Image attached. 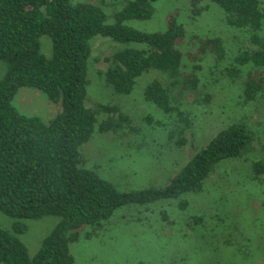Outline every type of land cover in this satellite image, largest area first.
<instances>
[{
    "label": "trees",
    "instance_id": "16d2710c",
    "mask_svg": "<svg viewBox=\"0 0 264 264\" xmlns=\"http://www.w3.org/2000/svg\"><path fill=\"white\" fill-rule=\"evenodd\" d=\"M154 1L127 0L110 16L90 1L0 0V61L5 64L0 77V211L13 218L11 229L0 227V263L72 264L70 243L86 226L108 219L126 204H150L200 192L219 163L252 150L256 132L239 118L220 128L164 186L120 190L95 170L79 165V148L95 125L102 132L132 129L128 114L117 104H85L94 36H109L123 44L105 58V82L113 92L129 93L135 79L150 69L163 74L164 80L155 78L145 85L143 95L163 112L175 114V124L166 132L174 144L186 142L184 130L192 125V117L179 101L205 104L211 99L200 90L194 72L182 74L179 45L185 29L174 13L167 15L162 31L141 30L128 23L150 18ZM212 1L222 9L225 23L241 30L247 43L225 67L227 75L243 74V102L264 95L261 0ZM43 35L51 41L49 55L41 50ZM196 39L197 53L225 59L221 38ZM20 87L36 88L51 101H60L59 112L49 121L23 114L13 103ZM100 110L106 117L97 122ZM249 173L264 191V144L260 157L251 160ZM47 215L59 219L31 254L20 238L27 230L24 219Z\"/></svg>",
    "mask_w": 264,
    "mask_h": 264
},
{
    "label": "rangeland",
    "instance_id": "374dc122",
    "mask_svg": "<svg viewBox=\"0 0 264 264\" xmlns=\"http://www.w3.org/2000/svg\"><path fill=\"white\" fill-rule=\"evenodd\" d=\"M74 1L96 3L110 16L127 2ZM261 4L264 6V0ZM153 5L150 18L128 23L141 30L162 31L167 15L174 13L185 29L179 45L182 74L194 72L200 90L208 92L211 99L205 104L179 101V107L192 117V125L184 130L186 142L174 144L166 132L173 128L175 114L163 112L143 95L145 85L155 78L164 80L163 74L150 69L135 79L129 93L113 92L105 82V58L123 44L96 35L90 41L85 104H117L128 114L132 129L102 132L95 125L91 137L79 148V165L95 170L120 190L159 187L230 121L244 119L255 130L256 139L247 154L219 163L200 192L150 204H126L108 219L86 226L70 243L72 264H264V191L249 177L251 160L260 157L264 144V95L243 102V74L231 77L225 70L238 49L247 44L245 36L225 23L222 9L212 0H156ZM206 36L222 39L225 59L197 53L196 38ZM41 50L46 55L51 53L47 35L41 37ZM4 72L5 64L0 61V77ZM13 103L23 114L44 121L61 108L60 101H51L33 87H20ZM96 116L100 122L106 114L100 110ZM58 219L53 215L24 219L27 230L20 238L29 253L37 250ZM12 221L0 211V227L11 229Z\"/></svg>",
    "mask_w": 264,
    "mask_h": 264
}]
</instances>
